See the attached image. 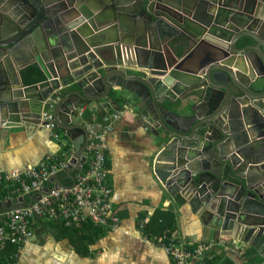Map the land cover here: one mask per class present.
I'll use <instances>...</instances> for the list:
<instances>
[{"label":"water","instance_id":"95a60500","mask_svg":"<svg viewBox=\"0 0 264 264\" xmlns=\"http://www.w3.org/2000/svg\"><path fill=\"white\" fill-rule=\"evenodd\" d=\"M33 64L44 81L24 86ZM117 87L145 112L164 190L238 247H264V0H0V129L43 126L51 101L72 144L71 185L88 131L70 115ZM185 102L191 116L178 118Z\"/></svg>","mask_w":264,"mask_h":264},{"label":"crops","instance_id":"0c3cea01","mask_svg":"<svg viewBox=\"0 0 264 264\" xmlns=\"http://www.w3.org/2000/svg\"><path fill=\"white\" fill-rule=\"evenodd\" d=\"M59 74L62 77L65 75L61 68ZM19 79L22 82L21 75ZM75 89V85H71L67 91ZM61 92L64 94L65 89ZM55 95L51 99H55ZM46 102L42 112L52 114L53 103L49 100ZM105 105H109L108 109H105ZM166 106L170 110L173 108L170 103H166ZM183 106L182 111L175 110L174 114L178 118L190 117V104L185 102ZM144 116L139 101L129 91H121L118 87L103 101L86 104L71 113V124L87 131L97 133L100 127H111L106 138L104 181L111 190V206L118 223L106 234L99 235L88 247L86 255H80L66 240H55L47 224L41 222L35 232L36 239L33 238L24 247L16 264H173L159 248L142 241L143 235H153L145 233L140 223L144 221L147 224L152 215L161 209H168L174 214L175 228L171 237L190 251L203 243L229 244L233 241L230 235H221L219 229L206 225L187 204L177 201L179 197L175 200V196L172 198L164 190L165 174L153 168L155 139L143 125V121L147 122ZM64 136H60L58 141L54 140L41 123L26 128L0 129V173L23 171L29 166L38 165L45 156L57 159L65 153L62 152L64 147L69 149L62 156L66 164L73 151L65 133ZM88 161L89 156L84 164L87 165ZM170 190L174 191L173 188ZM204 218L209 221L208 216ZM249 248L254 251L253 261L264 264V247L255 250L248 244H242L236 251L223 252L217 246L211 251L215 255L226 253L233 264H246L243 257ZM199 261L200 258H196L192 264Z\"/></svg>","mask_w":264,"mask_h":264},{"label":"built area","instance_id":"2783aa9c","mask_svg":"<svg viewBox=\"0 0 264 264\" xmlns=\"http://www.w3.org/2000/svg\"><path fill=\"white\" fill-rule=\"evenodd\" d=\"M40 121L43 127L49 130L50 136L58 141L60 136L55 132L56 123L52 114L42 112ZM110 131L109 125L100 127L97 133L88 131L87 169L74 175L73 185L57 186L55 182H50L65 165L52 156H45L38 165L29 166L23 171L0 173V186L7 187L0 203L18 198H23L27 202L28 197L43 193L30 206L0 213V250L7 243L14 250L0 264H16L24 247L36 236L35 232L41 222L62 224L65 228L75 230L80 229L86 222L95 227L115 228L118 219L111 206V190L104 181L106 138ZM145 224L146 222H141L140 228L143 229ZM142 241L159 248L173 264H192L194 259L201 258L216 246L223 252L236 251L238 248L236 240L229 244L203 243L192 251L166 235L152 237L143 235Z\"/></svg>","mask_w":264,"mask_h":264},{"label":"trees","instance_id":"16d2710c","mask_svg":"<svg viewBox=\"0 0 264 264\" xmlns=\"http://www.w3.org/2000/svg\"><path fill=\"white\" fill-rule=\"evenodd\" d=\"M22 82L26 86L34 85L43 81V74L41 70L36 65H31L24 68L21 73ZM90 116V113L88 114ZM99 121V120H98ZM55 132L61 136L65 137L64 132L60 130L57 125ZM68 147H64L62 152H68ZM63 153L62 156L65 154ZM57 157L59 163H63V157ZM87 169V165L84 164L81 171L78 173H83ZM74 173V175H76ZM57 178L61 181L63 186H69L71 184L70 180L66 177L63 171L57 174ZM7 187L0 186V201L4 198L6 194ZM178 197L175 196V200ZM180 199H177L179 201ZM47 224L51 231V235L55 240H66L68 244L74 249L75 253L80 255H86L88 253V247L93 243L94 240L99 235L106 234L110 229L108 227H95L90 222H86L83 226L78 229L65 228L62 224H54L52 222H44ZM175 228L174 214L170 210H158L156 211L149 222L144 226V232L153 236H169L171 237ZM12 246L9 243L0 250V263L4 262L9 253L13 252ZM214 251H209L205 253L197 264H233L232 261L226 256V253H221V255H215ZM254 251L249 248L244 252V260L246 264H258V262L253 261Z\"/></svg>","mask_w":264,"mask_h":264}]
</instances>
